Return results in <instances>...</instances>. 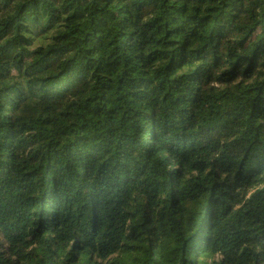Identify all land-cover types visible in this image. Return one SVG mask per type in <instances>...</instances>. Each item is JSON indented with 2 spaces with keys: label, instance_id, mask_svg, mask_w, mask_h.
I'll list each match as a JSON object with an SVG mask.
<instances>
[{
  "label": "trees",
  "instance_id": "trees-1",
  "mask_svg": "<svg viewBox=\"0 0 264 264\" xmlns=\"http://www.w3.org/2000/svg\"><path fill=\"white\" fill-rule=\"evenodd\" d=\"M0 264H264V0H0Z\"/></svg>",
  "mask_w": 264,
  "mask_h": 264
}]
</instances>
